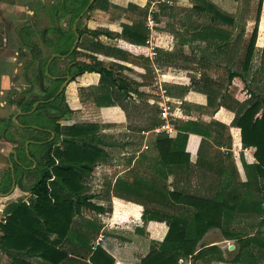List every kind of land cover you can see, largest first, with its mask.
Masks as SVG:
<instances>
[{
  "label": "crops",
  "instance_id": "0c3cea01",
  "mask_svg": "<svg viewBox=\"0 0 264 264\" xmlns=\"http://www.w3.org/2000/svg\"><path fill=\"white\" fill-rule=\"evenodd\" d=\"M139 1L144 4L147 3L145 0ZM190 1L193 0H173V5L167 8L170 9L174 5L180 8H190V13L194 16L193 19L195 20L192 31L193 33H197L204 29L207 20L206 16L200 15L193 10L196 6V1L193 3ZM210 1L216 5L219 3L214 0ZM220 1L223 5L226 3L231 8L233 5L231 10L222 9L235 17V24L232 26H214V28L231 34L233 39L241 36L240 52H244L247 49L249 39L255 27V22L248 20L246 9L252 2L259 4L261 0ZM130 3L136 4L137 0L98 1L95 9L91 12V15L93 13V17L90 21L89 29L115 34L121 33L122 25L124 24L122 18H126V13L130 17L133 16L127 23L133 21L139 22L141 20L139 16L130 14ZM18 8L20 11L21 8L19 6ZM165 17L166 12L164 11H161L160 16L157 17L160 24V28L158 29L159 36L172 37L173 39L166 42L165 45L168 48L162 49L163 52L158 55L154 63L150 61L147 55H144L145 52L142 53L141 51L139 53L138 50L135 51L137 54L127 51L131 54L128 56L127 61L95 55L107 68L112 69L115 73L119 68L118 66L127 67L123 73L130 78L128 81H131V84H129L128 92H125V103L122 105L118 103L112 107H97L93 103L91 98L88 97L89 88L107 84L106 79L98 73H85L77 77L65 90V97L67 99L65 101L71 113L64 117L61 122H68V127L75 124L99 125L101 127V133L99 134L100 145L108 152L107 161L97 166L93 177L87 178L90 174L85 175V181L88 186V194L95 196L92 202L104 208L107 207L106 204L111 205L113 209L112 215L110 216V213L98 214L84 210L70 224L69 230L67 229L69 223L66 219L65 230L61 232V235L65 239L68 238L70 241L75 240L76 243L81 241V253L83 256L88 254L89 248L93 252L97 248H102L114 258L115 264H141L142 260L150 254L153 240L149 228L163 227L166 224L145 222L143 219L145 210L155 208L162 210L163 213L165 211L178 212L183 209V205L168 198L166 200L155 198L156 202L152 201L153 196L148 195L146 186L148 182H155L166 194L183 192L205 196L211 200L218 195H225L229 199L228 203L230 206H233L236 201L230 199L228 195L236 189L243 195L253 194L248 183L257 175L258 162L255 158L256 149L254 147L247 149L237 147L239 146L237 139L238 129L232 126L239 104H243L251 98L249 88L240 77L232 81L229 80L230 69H227V66L232 65L228 62L229 55L221 56L216 54L217 51L221 52L228 49L222 48L218 50L216 41L202 43L201 41H193L192 45L182 46L180 40L177 39V31L166 29ZM146 18L144 20L145 25ZM263 23L264 17H261L259 36H264ZM56 25L58 27V23ZM83 37H81L80 43L87 46L98 42L109 48H119L121 42L123 43V40L111 38L107 35H88L90 40L88 43H85ZM263 43L264 41L262 42V46ZM198 44H209L216 55L211 54L212 56L210 55L208 61H206V58L204 60L199 58V61H195V56L193 59L194 63L192 65L188 63L189 66H187L186 60H183L182 56H180L179 48L182 47L188 50V47L192 46L193 50H196ZM81 50V52H85L83 49ZM185 53L188 56L191 55L187 52ZM239 56L236 57V63L234 64L237 71H241L244 63L242 59L239 60ZM168 58H171V60L169 61ZM77 61L90 62L87 58L84 61ZM253 71L252 66L249 74L246 76L248 83L249 78H252ZM225 78H227L229 83L228 85L226 84L227 86L224 85ZM1 81L0 96L2 97L7 89L4 86L6 81L4 76H2ZM158 82L163 84L167 92H173L172 96L168 92V97L172 103V111L175 114L173 125L176 133L172 137L175 138L179 134L180 127L188 122L199 123L201 126L207 128L210 133L208 138L196 134L189 135L186 152L191 157V167H172L168 178L165 179L156 177L151 167L152 161L158 157L157 135L151 132L161 124L159 116L154 119L151 118L152 107H154L153 99H157L156 97L158 96L156 87L159 84ZM80 88L86 90L82 95L79 92ZM111 89L113 93L114 88L111 87ZM244 91L250 94V98L239 100L238 95L235 93L241 94ZM177 92L181 96H178ZM227 95H231V97ZM208 96H211L214 101V105L211 107L207 106ZM236 101L240 103L237 104ZM219 104H221V107H218ZM69 121H79V123L69 124ZM25 126L33 125L29 124ZM112 126L118 127L117 129L121 130V135L119 136L121 139L118 137L114 143L105 140L110 130L109 128ZM21 131H32L35 134L40 133L36 132L38 131L37 129L31 130V128L25 127L21 128ZM50 131H52L50 133L52 135L50 138L52 142L55 140L56 135L53 130ZM123 131L125 132L123 133ZM1 132L0 140L4 146L2 152L6 153V161L11 172L12 187L8 192H5L7 186L1 188L2 190L0 189V194L9 195L8 197H0V219H2L0 220V242L3 237L1 225L4 219L8 220L11 216L13 207L15 205L26 204L34 208L37 203V197L30 193L29 190L40 180L37 183H33L30 187L26 186V183L31 181L36 172H41L43 164L41 157L45 150L43 145L39 143L44 140L39 141L37 137L33 136L29 137L23 149H21L20 140H18L20 141L19 148H15L16 143L13 141L14 139H8L7 137L9 130L8 133L5 131ZM144 132L149 134H143ZM131 134L135 135L139 142H136L135 139L130 140L129 135ZM126 136L129 137V142L123 143ZM230 140L234 145L233 149L227 148L229 147L228 144L230 145ZM32 147L34 149H31ZM116 149L121 152L120 157L122 159H119L117 155L116 157L111 156V152L108 151ZM13 152H16L17 156ZM117 160L118 163L116 164ZM11 162L13 163V170ZM110 171L114 173L112 174ZM13 173L17 182L14 189ZM106 178H110L113 181L112 185L110 183L108 186ZM54 179L49 183L50 187L53 186L52 182ZM117 181L130 186V189L132 186L134 187V193H130V196H133L130 199L131 201L113 196V189ZM139 184L143 186L141 191H139ZM139 194L141 198L137 203L136 199ZM237 201L241 202L242 198L239 197ZM106 215L110 217H106ZM259 222L260 219L254 218L252 214H245L239 211L237 214H226L223 218L222 226L226 232L233 229H242L253 237L256 236L254 233H256L257 228H260L258 226ZM262 235H264V232ZM50 238L52 241H55L59 238V235L54 233ZM62 243L65 244V251L71 255L72 252L68 251L72 247L71 244L67 243L66 240L62 241ZM213 246L220 248L224 256L223 261L214 262L213 264H236L235 259L241 252L240 244L237 240L225 238L221 229H211L201 242L200 249ZM254 250L252 249V252ZM55 252L56 250L45 251L44 255L47 257L45 259L39 254L29 256L25 251H21V254L18 252L7 253L0 249V264H60V260L57 259ZM257 259L260 260L259 257ZM86 262L90 264L89 260ZM67 263L69 264L70 262L67 261L65 264ZM184 263L203 264L200 261L197 262L194 258L181 259L179 262V264ZM261 263L260 260L259 264Z\"/></svg>",
  "mask_w": 264,
  "mask_h": 264
},
{
  "label": "trees",
  "instance_id": "16d2710c",
  "mask_svg": "<svg viewBox=\"0 0 264 264\" xmlns=\"http://www.w3.org/2000/svg\"><path fill=\"white\" fill-rule=\"evenodd\" d=\"M98 1L101 0H95L93 6L83 18L91 14ZM89 2L90 0H61L55 7L52 13L55 23L53 33L59 37L56 44V54L66 56L71 52L76 41L73 30L74 24L87 8ZM147 6L140 2L136 4L130 3L129 11L139 16L141 20L139 22L124 23L122 25V32L116 34L90 29L83 30L81 27L83 18L81 19L78 24V32L81 37L87 33L92 36L107 35L111 38L121 39L123 43L121 42L119 48H109L98 42L89 46L80 43L71 57L75 58L76 55L84 53L83 55L90 62H78L76 59L73 61V64L68 69L69 72L75 70L72 73L73 81L85 73H98L118 86L121 91L128 92L127 85H119L115 72L107 68L95 55L127 61L128 56L131 55L128 52L136 53L135 51L137 50L139 53L141 51L142 53L146 52L145 45L148 40L149 29L146 27L144 20L147 16ZM263 6L264 0H261L254 31L246 49V56L241 71L235 70L234 65L236 57L241 50V36L233 39L231 34L214 28V26L234 25L235 17L210 0H196V6L193 9L200 15L206 16L207 22L204 29L197 33L187 30L183 34L178 33L177 36L182 39V46L192 45L193 41H216L218 50L222 48L228 49L221 51L222 53L220 54L229 55L228 62L232 64L227 66V69H230L229 80L232 81L240 77L247 84L246 76L252 68L256 53ZM167 9V7H163L162 11L166 12ZM68 14L71 17L72 29L70 28V31H66L61 27L59 28L56 25L58 21H61L62 16ZM26 28L27 30L21 33V42L25 46L33 48L31 36L35 33L28 26ZM172 39V37H158V55L163 52L162 49L168 48L165 44ZM81 49L85 52H81ZM144 55L146 54L144 53ZM168 59L169 61L171 60V58ZM51 66L53 68V64ZM52 68L50 67V74ZM260 69L262 72L255 74V80L251 84H247L251 98L243 104H239L236 118L232 124L234 128L238 129L237 139L239 146L237 147H240V149L254 147L256 149L255 158L258 162L257 175L249 181L248 185L249 187L252 186L253 182L261 185V188H258V195H254V193L243 195L236 189L228 195L230 199L236 201L233 206H230L228 203L229 199L225 195H218L211 200L205 196L183 192L166 194L155 182H148L146 186L149 196L159 198L160 200L171 199L183 205V209L178 212L165 211V213L155 208L145 210L143 215L145 222L165 223L166 225L149 228L151 230L153 246L151 247L150 254L142 260L141 264H179L181 259L190 258H194L197 262L200 261L203 264L221 262L224 259L223 251L217 246L200 249L201 242L211 229H221L225 238L235 239L242 246L239 256L235 259L236 264L260 263V260L253 255L252 249L257 247L264 251V240L261 237L257 235L251 237L247 231L242 229H233L226 232L222 226L223 218L226 214H237L239 211L245 214H252L254 218H259L260 222L258 226H264V60H262ZM63 82L64 80H53L56 87L49 92L50 95L48 97L22 103L21 111L29 113L33 110L35 103L55 98ZM168 92L169 95H173L172 91ZM177 95L179 96L180 94L177 92ZM88 97L91 98L97 107H112L117 105L112 89L108 84L90 87ZM60 101L65 102V92L57 97L54 102L39 105L36 112L21 117V120L34 118L37 122H40L42 117L39 114L44 111L48 112V109H57L61 117H66L71 113V110L69 107L64 109L60 106ZM213 105L214 101L212 97L208 96L207 106L211 107ZM218 107H221V104ZM46 115H49L51 119L49 113ZM59 121L56 122L57 126L53 128L56 135L55 140L48 145L49 149L47 151L44 150L42 154L41 179L29 190L30 193L37 197V203L34 208L26 204L15 205L13 207L11 216L8 220L6 219L7 223L1 225L3 237L1 238L0 249L7 253L18 252L21 254V251H25L29 256L39 254L45 259H47L44 255L45 251L56 250L55 253L57 259L60 260V264L61 262L65 264L67 261L70 262L69 264H89L86 262L87 260L90 261V264H115L114 258L102 248H97L94 252L89 248L88 254L83 256L81 253V241L76 243L75 240L70 241L61 235L62 230H65V220H68L67 229L69 230L70 224L84 210L98 214L108 213L107 208L92 202L95 196L88 194V186L85 181V175L90 174L93 169L107 161L108 152L99 147V134L101 133L99 125L76 124L62 129ZM21 122L25 125L35 124L33 122ZM190 134L200 135L205 138L210 136L207 128L193 122L183 124L179 129V134L175 138L167 134L157 136L158 157L151 163L153 174L156 177H160L161 179L168 178L172 167H191V157L186 152V144ZM58 144L60 145L58 146ZM55 145L57 147L52 150V147ZM228 146H226L228 149H233L234 145L231 140ZM52 179H54L52 182L53 186L50 187L49 183ZM10 181L11 185L5 189V192L11 189V177ZM121 183L117 181L115 184L113 196L131 201L130 199L133 196H130V193H134V187L132 186L130 189V186ZM142 188L143 186L139 184V191ZM239 197L242 198L241 202L237 201ZM140 198L139 194L136 199L137 203ZM54 233L59 235V238L52 241L50 237ZM65 240L72 246L70 248L71 251L68 249L69 252H72L71 255L64 249L65 244L62 241Z\"/></svg>",
  "mask_w": 264,
  "mask_h": 264
},
{
  "label": "rangeland",
  "instance_id": "374dc122",
  "mask_svg": "<svg viewBox=\"0 0 264 264\" xmlns=\"http://www.w3.org/2000/svg\"><path fill=\"white\" fill-rule=\"evenodd\" d=\"M16 1L17 0H0V89L2 85L1 84L2 76L5 77L6 81H5L4 86L7 87L5 94L2 95V97L0 96L1 97L0 98V130L1 131H4V129L6 128L8 129L11 128V130H14L13 126L7 127L5 123L11 122L14 114L18 111L12 99L13 97L16 98L20 93L19 91H17V88L19 87L18 86L19 77H18V72L16 70L18 69L19 62L15 60V58L17 57L16 54L18 51H21V104L27 101H35L38 98L43 99L45 97H48L50 95L49 92L55 89L56 87V84L53 83V80L50 78V76H53V77L71 76L72 73L75 72V70L69 72L68 69L73 64V61H75V59L79 61H84L86 59L85 56L83 55L84 53H80L79 55H76L75 58L69 57L67 59H55L54 62L52 63L53 68L51 66L52 68L51 75L48 76L46 74L47 64L49 60L54 55H56L55 53L56 44L58 43V39H59L58 35L53 33L54 28H55V23L52 17V13L55 10V7L59 4V2H61V0H30V1L21 0V15H20L18 6L15 3ZM195 1L196 0H193L190 2L193 3ZM214 1L219 2L217 3V5L220 8H223V9L226 8L228 10H231L233 8V5H232V8L228 6L226 3H224L223 5V3H221L220 0H214ZM137 2H140V1H137ZM140 3L143 4V2H140ZM258 7H259V4L257 2H252L251 4H249L248 8L246 9L248 20L254 21V22L256 21ZM24 8L25 10L23 11ZM190 11H191L190 8H180V7H177L176 5H174L170 9H167L166 17L164 19L166 23V29H168L169 31L170 30L177 31V34L180 32L183 34L184 32H187V30L192 31L195 25V20L193 19L194 16L190 13ZM130 14L132 13L130 12ZM262 14H263L262 17H264V6H263ZM125 16L126 18H122V20H124L122 22L124 23L129 22L133 17V16L132 17L128 16V13H126ZM92 17H93V13L92 15L89 14L88 16L83 18V22L81 24V27L83 30L89 29V24H90V21L92 20ZM61 18H62L61 21H58L59 28L61 27L65 29L66 31H70V28H71L70 14L62 16ZM26 26H28L32 30V32L35 33L34 35L31 36V41L33 42V48H29L25 46L22 42L20 43V39L18 36L19 30L21 29L22 32L26 31L27 30ZM262 28L264 29V23L262 24ZM88 35L90 34L87 33L83 37V40L85 43H88L90 40V38H88ZM177 39H179L181 43L182 39L178 36H177ZM262 40L264 41V36L260 35L258 37L256 53H255V57L252 63L254 73L252 75V78H249V83H247L248 85L251 84L253 80H255L254 79L255 74H260L262 72V70L260 69L262 66V60H264V57H263L264 56L263 55L264 43L262 46V42H263ZM197 47H196V50H193L192 46L188 47V50H185L182 47L179 48L180 56H182L183 60H186L187 64L190 63V65H192L194 63V60L199 61V58H201L202 60L206 58V61H208L210 58V55L215 54L213 48L210 47L209 44L208 45L198 44ZM185 52L191 55L188 56ZM220 53L222 52H219V51L216 52V54H220ZM239 55H240L239 60L242 59L244 61V58L246 56V49L244 50V52H240ZM187 66H189V64ZM118 67L119 68L117 69V72L115 73V77L118 79L119 85L125 84L127 85V87H129V84H131V81H128V80H130V78L123 73V71L127 67H123V66H118ZM225 80L226 81L224 85L227 86L229 83L227 81V78H225ZM106 83L114 88L113 94H114L116 103L117 104L120 103L121 105L125 103L126 93L124 91H121L119 87L114 85L110 80L106 79ZM63 84L64 82L62 83V85ZM84 90L85 89H82V88L79 89V92L81 93V95ZM235 94L238 95L239 100H246L250 98V94L245 91L242 92L241 94L237 92ZM154 96L156 97V95ZM227 96L231 97V95H227ZM156 98L157 99H153L154 107H152L153 112L151 116V118L153 119L157 118V116H160V112H161L160 104L162 103L160 99L158 100L159 98L158 96ZM65 100L67 101L66 97H65ZM66 101L59 102L60 106H62L64 109L67 108ZM236 102L237 104L240 103L239 101H236ZM48 113L51 115V119L49 115L48 116L46 115ZM39 116L42 117L40 122H37L36 119L34 118L22 119L21 121L33 122L35 123V124H32L33 126H36V127L40 126L41 128H48L50 130H53V128L57 126L56 122H58L59 120H60L59 125L61 126L62 129L68 128L69 126L68 122L66 123L61 122L63 121L64 117L60 116V113L57 109H48V112L44 111L40 113ZM159 121H160V118H159ZM74 123H79V121H74V122L69 121V124H74ZM2 124H5L4 126L5 128L2 126ZM117 128L118 127H115V126L110 127L109 128L110 130L108 131L105 137L106 138L105 140H108V142L112 141L113 143L116 142V139L121 135L120 134L121 130ZM124 132L125 131H123V133ZM10 135L12 139H17L21 141V149L24 148V145L30 136L37 137L38 140H47L52 137V136L49 137L48 135L41 134V133L35 134L32 131L31 132L21 131V136L18 133L12 131ZM129 137H130V140L135 139L136 142H139L137 138L135 137V135L131 134L129 135ZM129 137L127 136L124 137L125 139L123 143L129 142ZM119 138L121 139V137ZM1 143L2 142L0 140V189L5 188V186L10 187L11 185V181H10L11 172H10L9 165L6 161V153L2 152V150L4 149V146ZM59 145L60 144H58V146ZM56 147L57 145L53 146L52 150H54ZM99 147H101L100 144H99ZM31 149H34V147H32ZM108 151L111 152V156L116 157L117 155L119 156L118 157L119 159H122V157H120L121 152L119 150L116 149V150H108ZM117 163H118V160L116 164ZM96 168L90 172V175H88L87 178L93 177V173L95 172ZM40 173L41 172H36V175H34L31 178L30 182L26 183V186L30 187L33 183H37L40 180ZM110 173L113 174L114 172L110 171ZM106 183H108V186H109L110 183L112 185L113 181H111L110 178H106ZM250 187L254 195H258L259 193L258 188H261V185L259 184L257 185L256 182H253L252 186ZM96 193H98V191H96ZM153 200L156 202L155 198H152V201ZM106 206H107L106 208L108 209V213H110V216H111L112 215L111 213H113L112 206L109 204H106ZM110 216L106 215V217H110ZM263 232H264V226L263 227L261 226L260 228H257L256 233L254 234L261 237L264 240V235H262ZM240 248H242L241 245H240ZM256 248L257 247L253 248L255 249L253 251V255L256 257H259V259L262 262L261 264H264V251L260 248L259 249H256Z\"/></svg>",
  "mask_w": 264,
  "mask_h": 264
},
{
  "label": "built area",
  "instance_id": "2783aa9c",
  "mask_svg": "<svg viewBox=\"0 0 264 264\" xmlns=\"http://www.w3.org/2000/svg\"><path fill=\"white\" fill-rule=\"evenodd\" d=\"M148 5V15L146 18V27L149 29L148 40L146 41V55L151 62H155L158 57V37L160 24L157 17L160 16L163 7H171L173 5V0H145ZM157 95L160 97V121L159 127L154 129L151 133L154 135L167 134L168 136H173L176 130L173 125V119H175V114L172 111L171 101L168 97V92L164 88L162 83L157 84ZM148 135L149 133H143ZM2 220V219H0ZM6 219L3 220V224H6Z\"/></svg>",
  "mask_w": 264,
  "mask_h": 264
},
{
  "label": "flooded vegetation",
  "instance_id": "af4514ba",
  "mask_svg": "<svg viewBox=\"0 0 264 264\" xmlns=\"http://www.w3.org/2000/svg\"><path fill=\"white\" fill-rule=\"evenodd\" d=\"M92 1V0H91ZM90 1V2H91ZM90 2H89V4H90ZM16 4H17V6H19L20 8H21V0H17L16 2H15ZM20 15H21V10H20ZM53 15V14H52ZM21 33H22V31H21V29L19 30V39H20V43H21ZM5 46V45H4ZM21 50V49H20ZM17 57L15 58V60L16 61H18L19 62V66H18V69H16L17 70V72H18V77H19V87L17 88V91H19L20 93H19V95L16 97V98H12L13 99V101H14V104L16 105V107H17V109H18V111L14 114V116H13V118H12V120H11V122H8V123H5L6 125H7V127L9 126H13V128H14V130H11V128H6V129H4V131L6 132V133H8V130H9V134L7 135V137H8V139L10 138H12L11 137V133H12V131H14V132H16V133H18L20 136H21V126H23L24 124H22L21 123V117H23V115L21 116V114L22 113H25V112H22L21 111V106H22V104H21V51H18L17 52ZM54 62V61H53ZM48 65V64H47ZM52 65V64H51ZM51 75V74H50ZM51 77H53V76H50V78ZM65 77H67V76H65ZM65 77H54V78H61V79H63L64 80V82H65ZM71 77H72V75H71ZM52 79V78H51ZM53 80V79H52ZM4 94H5V92H4ZM8 96V95H7ZM14 106V105H13ZM17 115H18V117H17ZM15 118H16V120H15ZM5 124H2V126L4 127L5 126ZM23 127H25V128H31V130H35V129H37L38 131H36V132H40V133H42V134H46V135H48L49 137L50 136H52L50 133H52V131H50V130H48V129H44V128H39V127H36V126H23ZM5 128V127H4ZM46 131V132H45ZM49 132V133H48ZM13 140V139H12ZM16 140V141H15ZM15 143H16V146H15V148H19V143H20V141H18L17 139H14L13 140ZM54 141V140H53ZM52 141V142H53ZM51 142V140H50V138L49 139H47V140H44L43 142H39L40 144H42L43 145V147L45 148V151H47L48 150V145L49 144H51L52 143Z\"/></svg>",
  "mask_w": 264,
  "mask_h": 264
},
{
  "label": "water",
  "instance_id": "95a60500",
  "mask_svg": "<svg viewBox=\"0 0 264 264\" xmlns=\"http://www.w3.org/2000/svg\"><path fill=\"white\" fill-rule=\"evenodd\" d=\"M94 3H95V0H92V1L90 2V4L87 6V8L84 10V12L80 15V17L76 20V22H75V24H74L73 30H74V33H75V36H76V41H75V43H74V46H73L71 52H70L68 55H66V56L56 54V55H54V56L49 60L48 65H47V68H46V74H47L48 76H50V67H51V64L53 63V61H54L55 59H67V58L71 57V56L73 55V53L77 50L78 45H79V43H80V41H81V36L79 35V32H78V24H79V22L81 21V19H82L87 13H88V11L90 10V8L93 6ZM51 78H52L53 80H57V79H58V80H62L61 78H54V77H51ZM72 82H73V79H72L71 76H67V77H65V82H64V84L62 85V87L60 88V90H59V92L57 93V95H56L55 98H53V99H51V100H49V101H39V102H37V103L34 105V108H33V110H32L31 112H29V113H22L21 116H22V115H27V114H28V115L33 114L34 112H36V110H37V108H38L39 105L49 104V103H51V102H54V101L57 99V97L61 96V95L63 94V92H65V90L68 88V86H69ZM21 128H24V127L21 126ZM27 149H28V147H27ZM13 154H14L15 156H17V153H16V152H13ZM11 163H12V162H11ZM11 166H12V170H13V163L11 164ZM13 172H14V171H13ZM13 178H14V185H13V189H14V188L16 187V184H17V182H16V180H15V175H14V173H13ZM8 196H9L8 194H6V195L0 194V197H8Z\"/></svg>",
  "mask_w": 264,
  "mask_h": 264
}]
</instances>
